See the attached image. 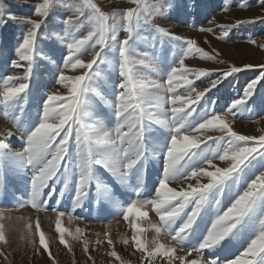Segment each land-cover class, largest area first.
I'll return each instance as SVG.
<instances>
[{
    "label": "snow or ice",
    "instance_id": "obj_1",
    "mask_svg": "<svg viewBox=\"0 0 264 264\" xmlns=\"http://www.w3.org/2000/svg\"><path fill=\"white\" fill-rule=\"evenodd\" d=\"M15 2L18 0H0V28L9 22L26 25L14 48L18 59H11V65L23 67L26 63L27 70L23 77H3L0 104L4 107V116L11 114V121L21 132L18 139L22 141V151L13 152L9 147V141L17 138L14 132L8 130L0 134V171L6 161L18 175L31 169L32 174L27 178V204L40 210L45 198L51 199L57 194L63 198L69 190L76 207L91 200H96L101 210L104 200L122 203L121 215L132 229L131 240L141 254L142 264H155L157 258L163 264H264V134H240L233 129V121L227 118L247 111L257 85L264 82V65L231 66L227 70L186 66L185 58L190 55L206 60L215 57L198 47L196 40L185 39L155 24L154 18H165L169 10L189 7L180 0H155L151 5L144 0H129L133 7L112 13L102 11L94 0H40L32 6L35 19L10 11V3ZM259 3L264 4V0ZM246 6V3L239 5ZM56 7L69 12L61 21L63 28L51 35L41 32ZM256 19L264 22V16ZM246 22L254 23L255 20H237L234 25L225 27L218 38H227L230 27ZM83 28H87L86 34H80ZM143 30H148L149 38L154 41L167 38L181 42L180 58L169 67L163 82L148 79L138 70L151 66L147 59L149 54H141L136 48L137 37ZM120 31L125 34L122 40L118 36ZM199 31L212 32L213 29L200 28ZM41 39H52L64 45L61 51L64 69L79 70L80 74L66 75L58 71L54 75L55 83L66 89V93L55 91L40 96L36 115L25 117L23 105L30 93L28 81L34 61L44 55L38 52ZM260 47L264 48V44ZM110 53L114 54L111 63L119 77L111 99L93 87V81L100 75V65L109 62ZM85 55H91V59H83ZM141 56L143 58H137ZM45 58L55 63L52 56ZM152 59L156 60L155 55ZM253 67H259L260 73L246 84L241 96L231 100L227 112L219 114L215 109L209 112L208 108L216 103L209 99L212 90H219L229 77ZM201 78H206L207 87L198 90L194 81ZM90 94L99 97L110 109L108 115L114 119L111 130L105 126L107 117L90 108ZM153 125H158L159 129H154ZM208 132L220 135H204ZM208 141L216 148L211 149ZM205 148L210 149L211 155ZM156 152L162 160V172L151 185L150 198H144L148 187L146 164ZM215 159L227 166H217ZM245 178L243 190L237 193L230 206L217 212L210 227L197 235L212 202L219 205L218 195ZM4 180L6 186V177ZM204 180L207 182H202ZM173 183L179 187H173ZM149 206L159 220L151 224L152 229L157 234L167 233L173 244L153 241L154 246L150 247L143 238L145 229L138 221L148 218L144 209ZM53 211L57 212L58 242L74 255L65 234L73 240H80L81 236L62 226L65 212ZM255 218H258V226ZM4 219L0 211V243L7 245ZM28 228L35 254L46 253L51 264H57L39 219L35 225L39 247H35L31 225ZM81 231L79 227L75 229V233ZM245 236L246 246L242 245V250L237 249L230 257L221 255ZM193 238L195 244H192ZM105 240L111 249L107 255L119 264H127L107 233ZM104 242L96 240L97 245ZM89 243L83 240V252L95 264ZM193 251L197 253L196 258L188 259ZM8 255L0 249V256L7 259ZM205 255L209 258L205 259Z\"/></svg>",
    "mask_w": 264,
    "mask_h": 264
},
{
    "label": "rangeland",
    "instance_id": "obj_2",
    "mask_svg": "<svg viewBox=\"0 0 264 264\" xmlns=\"http://www.w3.org/2000/svg\"><path fill=\"white\" fill-rule=\"evenodd\" d=\"M38 2L40 0H26V2L25 0H18V2L10 3V11L20 17L35 19L32 6ZM94 2L106 13L120 12L134 6L129 0H94ZM144 2L151 5L155 3V0H144ZM180 2L189 5V7L187 9L184 7L171 9L166 13L165 18H154L155 24L163 26L185 39L196 40L198 47L204 49L210 56L215 57L213 60H206L201 59L198 55H190L185 58L186 66L204 68L206 70H227L231 66L264 65V48L260 47V45L264 44V22L256 19L264 16V4H260L259 0H180ZM241 3H246L247 6L241 8L239 7ZM68 15L69 12L66 9L56 7L47 19L46 24L42 27L41 32L51 35L53 32L59 31L63 28L62 19ZM237 20H255V22H246L239 27H230L228 37L219 39L218 37L222 35L223 29L234 25ZM25 27L26 25H17L9 22L7 26L0 28V90L4 87L3 77L7 75L23 77L27 70L26 63L23 67H13L11 65V59H18L14 55V48L20 41ZM200 28H211L213 31L201 32L199 31ZM86 31L87 28H83L80 30V34H86ZM118 36L121 40L125 38V34L122 31L118 32ZM149 37L150 32L148 30H143L140 36L137 37V50L141 54L147 52L149 54L147 59L151 64L150 67H139L138 70L148 79L163 82L169 67L173 66L174 60L180 58L182 51L181 42L171 41L167 38L154 41ZM253 40L256 41L255 44L251 43ZM153 44H155V47H153ZM63 49L64 45L52 39H41L38 41V52L44 55L38 56L34 61L33 72L30 81H28L30 83V93L25 97L26 102L23 105L25 117H34L36 115L40 96L55 91H59L61 94L66 93V89L55 83L54 75L58 71H64L66 75L80 74L79 70L64 69L61 59V51ZM113 55L110 53L107 57L109 62L100 65V75L93 81V87L97 88L109 99L113 95V86L119 80L111 63ZM153 55H155V61L152 59ZM47 56H52L55 63L45 58ZM82 58L89 60L91 55H85ZM246 70H260V68L253 67ZM213 78H215V72ZM205 80L206 78H201L194 81L198 90H203L204 87H207ZM218 95V90L213 89L209 94V99ZM250 102L251 98L247 104V111L238 113L235 118L231 115H228L227 118L229 121H233V129L238 133L259 136L264 134V104L259 103L253 106ZM88 104L93 112L107 117L105 126L111 130L114 127V119L108 115L110 109L106 107L105 102L99 97L90 94ZM228 105H230V102L224 105H219L217 102L212 107H209L208 111L211 112L215 109L219 114H224L227 112ZM200 115H203L202 110ZM153 128L158 130L159 126L153 125ZM8 130L14 132L15 137H17L9 141V147L13 152L22 151V141L18 139V137H21V132L17 131L11 121V114L9 117L4 116V107L0 104V134H4ZM156 135H159L158 131ZM204 135L217 136L220 133L208 132ZM208 145L211 149L216 148L212 141H208ZM205 151L211 155L209 148H205ZM214 163L219 167L227 166L225 162L219 159H215ZM146 170L148 187L143 196L144 198H150L151 185L157 179L158 173L162 172V160L159 152L153 154L150 162L146 164ZM31 174V169L20 175L16 174L7 161L4 162L3 170L0 171V211H3L5 216L2 222L5 225V237L8 240L7 245L0 243V249L9 254L7 259L0 256V264H51L46 253L35 254L34 245L32 240L29 239L28 226L31 225L33 239L36 241L35 247H39V236L35 231L37 218L41 229L45 232L50 251L53 253L57 264H73V261H75V264H93V261L88 260L87 255L83 252L84 239L90 242L89 252L94 258L95 264H119L118 261L107 255L111 249L107 246L105 240L106 233L112 239L115 250L127 264H142L141 254L135 250L131 240L132 229L121 215L124 208L122 203L113 204L108 200H104L103 210H101L96 200H91L86 201L81 207H76L73 193L69 190L63 198L59 197L58 194L51 199L45 198L41 209L37 210L27 204V178ZM4 177H6V186ZM246 179L238 181L236 185L226 188L218 195L219 205L215 201L212 202L209 214L200 222V229L197 235L206 227H210L211 220L215 218L217 212H222L230 206V202L237 193L243 190ZM202 182L207 181L204 180ZM172 186L179 187L176 183H173ZM57 187L59 188L60 186L58 185ZM128 191L131 193L132 189H128ZM93 194L95 195V191H93ZM130 198L136 199L135 196H130ZM21 203L24 204L23 207L20 206ZM53 209L65 212V216L61 218L62 226L81 236L80 240H73L71 236L67 233L65 234V238L73 248L74 255L69 253L58 242V235L55 232L57 212L53 211ZM144 211L148 212V218H140L138 223L145 229L142 236L149 243V246H154L152 244L153 241L168 245L173 244L171 237L167 233L161 232L157 234L152 229L151 224L159 223L154 210L149 206ZM69 217H71V221H69ZM254 222L258 226V218H255ZM77 227L82 230L81 233H75ZM97 239L105 242L97 245ZM246 240V236L242 237L235 242L234 247H231L221 255L230 257L237 249L242 250V245L246 246ZM195 243L196 239L193 238L192 244ZM196 256L197 253L193 251L188 259L196 258ZM204 258L208 259L209 257L205 255ZM155 264H163V261L157 258L155 259Z\"/></svg>",
    "mask_w": 264,
    "mask_h": 264
},
{
    "label": "trees",
    "instance_id": "obj_3",
    "mask_svg": "<svg viewBox=\"0 0 264 264\" xmlns=\"http://www.w3.org/2000/svg\"><path fill=\"white\" fill-rule=\"evenodd\" d=\"M9 28V27H8ZM260 70H245L241 73L234 74L228 78V81L223 86L219 87L218 96H213L212 99L218 102L219 105L231 102L232 99L242 95V90L246 84L254 79ZM264 82L257 85V89L253 97L251 98V105L256 106L257 104H264Z\"/></svg>",
    "mask_w": 264,
    "mask_h": 264
}]
</instances>
